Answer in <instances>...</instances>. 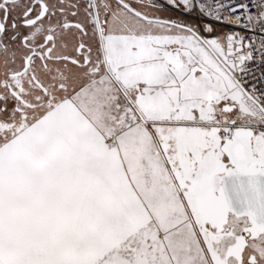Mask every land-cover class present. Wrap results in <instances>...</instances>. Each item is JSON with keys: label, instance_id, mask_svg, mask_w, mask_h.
Wrapping results in <instances>:
<instances>
[{"label": "snow or ice", "instance_id": "1", "mask_svg": "<svg viewBox=\"0 0 264 264\" xmlns=\"http://www.w3.org/2000/svg\"><path fill=\"white\" fill-rule=\"evenodd\" d=\"M0 264H264V0H0Z\"/></svg>", "mask_w": 264, "mask_h": 264}]
</instances>
